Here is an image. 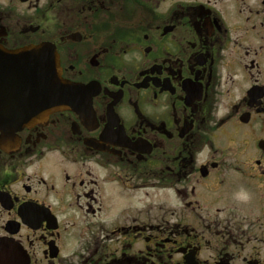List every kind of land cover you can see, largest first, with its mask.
<instances>
[{"label":"flooded vegetation","instance_id":"1","mask_svg":"<svg viewBox=\"0 0 264 264\" xmlns=\"http://www.w3.org/2000/svg\"><path fill=\"white\" fill-rule=\"evenodd\" d=\"M37 45L81 90L0 125V237L28 264H264V0H0V111Z\"/></svg>","mask_w":264,"mask_h":264},{"label":"water","instance_id":"2","mask_svg":"<svg viewBox=\"0 0 264 264\" xmlns=\"http://www.w3.org/2000/svg\"><path fill=\"white\" fill-rule=\"evenodd\" d=\"M16 62L28 68V83L21 92H13L15 100L19 102L10 103L8 109L0 111V125L5 121L17 118L20 114L29 116L37 111L45 115L47 110L39 106L67 104L70 94L76 90L74 85H69L59 77L57 59L49 48L43 45L32 46L21 50L18 56L14 55ZM19 57V58H18ZM25 59L21 60V59ZM14 76L9 82L14 84L22 80L19 72L13 71ZM25 96V104L22 97ZM19 105V106H18ZM25 105V109L21 106ZM42 106V107H43ZM41 109V110H40ZM25 120V119H24ZM23 120V121H24ZM0 264H28L27 257L21 247L10 239H0Z\"/></svg>","mask_w":264,"mask_h":264}]
</instances>
